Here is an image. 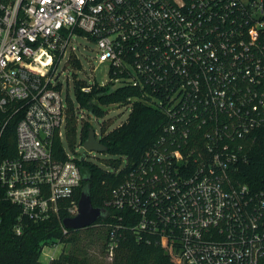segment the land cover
I'll return each mask as SVG.
<instances>
[{
    "label": "built area",
    "instance_id": "built-area-1",
    "mask_svg": "<svg viewBox=\"0 0 264 264\" xmlns=\"http://www.w3.org/2000/svg\"><path fill=\"white\" fill-rule=\"evenodd\" d=\"M77 36L125 74L107 83L151 88L165 116L158 144L114 189V208L128 211L140 239L159 236L175 264H264V190L233 177L264 131L262 0H0V136L22 112L16 156L0 155V225L3 202L17 207L21 234L80 185L58 70L69 48L67 64L82 67ZM57 136L65 159L53 154ZM67 208L78 213L74 201Z\"/></svg>",
    "mask_w": 264,
    "mask_h": 264
},
{
    "label": "trees",
    "instance_id": "trees-1",
    "mask_svg": "<svg viewBox=\"0 0 264 264\" xmlns=\"http://www.w3.org/2000/svg\"><path fill=\"white\" fill-rule=\"evenodd\" d=\"M264 4V0H262ZM79 64V62H76ZM110 78L124 76L118 71H109ZM86 80H75L76 99L80 109L95 117L106 114L104 106L126 105L131 111L126 120L110 129V123L105 122L99 133V139L107 146L106 153L112 157L105 159L104 164L88 158L76 157L81 170L80 185L74 191L72 198L61 202L57 214L40 221H28L21 234L14 231L17 207L3 202V222L0 225V264H175L160 237L139 238L133 230V222L128 211L114 208L111 201L114 189L123 183L132 172L139 167L146 151L158 144L161 135V124L165 116L158 108V92L151 88H140L129 83H122L111 89L110 83L101 85L91 83V90L85 92L82 87ZM22 112H12L0 136V155L13 157L17 154V124ZM93 127L90 117L79 119L73 102L69 101L66 126L67 144L74 148L78 141L83 144ZM79 139V140H78ZM247 142L248 148L242 153L243 159L236 163L233 177L236 181L249 185L253 190H264V131ZM52 151L55 157L65 159L64 144L57 136L53 142ZM125 161V163H124ZM87 190L93 204L106 209V215L97 220L106 227L101 236L105 243L103 250L109 254V243L117 241L114 246L111 261L101 263L90 257L79 246V233L82 229H64V218L71 216L68 206L78 203L82 191ZM121 217V218H120ZM93 225L87 227L91 228ZM116 229V238L112 239V230ZM84 229V228H83ZM58 243H70L68 252L62 251L58 257L47 263L41 260L43 248ZM108 244V246L106 245ZM105 250V251H106Z\"/></svg>",
    "mask_w": 264,
    "mask_h": 264
},
{
    "label": "rangeland",
    "instance_id": "rangeland-1",
    "mask_svg": "<svg viewBox=\"0 0 264 264\" xmlns=\"http://www.w3.org/2000/svg\"><path fill=\"white\" fill-rule=\"evenodd\" d=\"M72 44L77 47L76 53L81 59L82 67L73 68L71 64H67L70 51L69 48L67 55L61 61L58 70L61 72V80L63 81V97L66 103L72 100L75 105L78 106L75 92V80L82 79L89 82L97 80L100 83H107L110 80V74L109 64L107 62L100 63L96 58L97 46L95 43L91 42L84 36H77L73 39ZM110 86L111 89H115L120 86V83H110ZM104 108L107 109L106 114L95 117L93 120V127L98 133H100L102 125L105 122L110 123L109 128L112 129L126 120L131 111V107L126 105H111L104 106ZM64 144L68 147L67 149H69V151L72 150L66 140H64ZM75 148L79 153H83L84 151V147L80 144V141L77 142ZM111 157L112 156L106 152L92 151L88 153L89 159H92L100 164H104L105 159ZM105 229L106 227L100 222L93 225L91 228L82 229L79 233L81 238L79 246L82 247V249L85 250L90 257L101 263L111 261L108 251L106 249L103 250L105 239L101 236V234L106 231ZM106 245L108 246V244ZM71 247L72 244L70 243L48 245L42 251L41 260L47 263L52 258L58 257L62 251L68 252Z\"/></svg>",
    "mask_w": 264,
    "mask_h": 264
},
{
    "label": "water",
    "instance_id": "water-1",
    "mask_svg": "<svg viewBox=\"0 0 264 264\" xmlns=\"http://www.w3.org/2000/svg\"><path fill=\"white\" fill-rule=\"evenodd\" d=\"M92 115V114H90ZM82 159L92 151H107V146L97 137L94 127L90 128L89 135L83 143ZM106 215V209L93 204L90 193L82 191L78 201V213L64 218L63 224L67 229H83L93 225L97 220Z\"/></svg>",
    "mask_w": 264,
    "mask_h": 264
}]
</instances>
